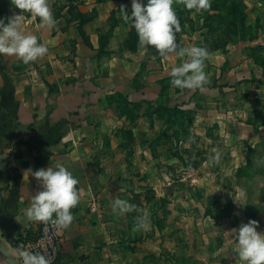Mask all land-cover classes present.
Listing matches in <instances>:
<instances>
[{
    "label": "crops",
    "instance_id": "obj_1",
    "mask_svg": "<svg viewBox=\"0 0 264 264\" xmlns=\"http://www.w3.org/2000/svg\"><path fill=\"white\" fill-rule=\"evenodd\" d=\"M49 4L55 26L27 12L22 24L48 52L27 64L0 54V241L11 258L39 222L25 215L40 188L28 169L63 164L80 200L57 264H243L231 229L254 219L264 231L261 68L251 61L249 77H228L226 55H218L205 87L173 89L178 58L126 42L131 22L120 9L130 14L131 0ZM20 11L0 0V17ZM243 60L237 75L247 74ZM246 83L250 108L240 112L250 119L229 126L227 91ZM210 90L218 96L207 107ZM118 196L135 208L113 211ZM145 212L150 227L133 231ZM0 264L10 263L0 254Z\"/></svg>",
    "mask_w": 264,
    "mask_h": 264
},
{
    "label": "clouds",
    "instance_id": "obj_2",
    "mask_svg": "<svg viewBox=\"0 0 264 264\" xmlns=\"http://www.w3.org/2000/svg\"><path fill=\"white\" fill-rule=\"evenodd\" d=\"M184 7L190 10H206L211 7V0H183ZM174 0H131V13L121 6L122 18L131 22L135 28L138 41L147 52V45H154L158 55L167 58L185 57L180 63L170 68V86L175 89H199L210 83L206 73V59L210 53L205 46H181L176 33L180 31L181 22L173 7ZM14 6L21 11L10 17H0V54L14 55L27 64L43 57L48 48L39 42L38 37L26 33L22 24L25 13L33 18L39 17L42 26L49 28L56 25L49 0H14ZM7 19V23L5 22ZM219 151L214 150L210 160H218ZM40 185L31 197L25 210L29 221H52L57 230L67 228L74 219L71 209L80 200V192L76 185L78 179L63 164L55 167L47 166L36 170L28 169ZM246 190H239L245 196ZM113 211L124 213L135 208L128 200L116 197L111 205ZM55 214V215H54ZM258 221L249 219L231 229L235 238L236 251L243 264H264V231L257 230ZM150 218L147 212L136 217L133 231L147 230ZM15 252L21 264H51V260L41 251L16 247Z\"/></svg>",
    "mask_w": 264,
    "mask_h": 264
},
{
    "label": "rangeland",
    "instance_id": "obj_3",
    "mask_svg": "<svg viewBox=\"0 0 264 264\" xmlns=\"http://www.w3.org/2000/svg\"><path fill=\"white\" fill-rule=\"evenodd\" d=\"M173 7L181 22L180 31L176 33L178 42L185 43V47L200 45L208 49L210 55L205 61V71L209 77L216 75L212 61L218 59L214 57L218 55L220 57L226 55L228 77H249L248 69L251 61L261 68L264 75V0H211V7L201 11L186 9L183 0H174ZM184 31L189 37L178 35ZM134 33L136 34V31ZM177 58L174 57L173 64ZM182 58L185 59L179 57L177 61L180 63ZM244 58L248 59L243 63V69L247 74L237 75L235 71L241 69L240 65L244 62ZM223 68L224 66H221V70ZM249 86L246 83L241 88L235 86L228 89L227 124L229 126H240L234 121L239 117L250 119L249 114L240 112L243 107L248 108L246 111L250 108V100L246 102L244 99L250 92ZM214 93L210 90V94H207L208 98H211L210 104H205L207 107L213 106V102L217 101L218 95L216 93L213 95ZM202 105L195 102L196 107ZM208 132L213 137L220 136L218 129H210Z\"/></svg>",
    "mask_w": 264,
    "mask_h": 264
},
{
    "label": "built area",
    "instance_id": "obj_4",
    "mask_svg": "<svg viewBox=\"0 0 264 264\" xmlns=\"http://www.w3.org/2000/svg\"><path fill=\"white\" fill-rule=\"evenodd\" d=\"M62 230H57L52 221H39L36 230L31 235L21 237L18 247L27 248L32 251H41L50 258L51 264H57L61 248ZM17 264H21L20 258H15Z\"/></svg>",
    "mask_w": 264,
    "mask_h": 264
},
{
    "label": "trees",
    "instance_id": "obj_5",
    "mask_svg": "<svg viewBox=\"0 0 264 264\" xmlns=\"http://www.w3.org/2000/svg\"><path fill=\"white\" fill-rule=\"evenodd\" d=\"M134 31H136V30L131 24V30H130V32L128 34V38L126 40L127 44H129V47H131V48L135 47V45L138 44V42H139L138 37H137V33L135 34Z\"/></svg>",
    "mask_w": 264,
    "mask_h": 264
},
{
    "label": "water",
    "instance_id": "obj_6",
    "mask_svg": "<svg viewBox=\"0 0 264 264\" xmlns=\"http://www.w3.org/2000/svg\"><path fill=\"white\" fill-rule=\"evenodd\" d=\"M0 254L10 263V264H17L16 261H14L11 256L9 255V253L7 252L6 248L4 247V245L2 244V242L0 241Z\"/></svg>",
    "mask_w": 264,
    "mask_h": 264
}]
</instances>
